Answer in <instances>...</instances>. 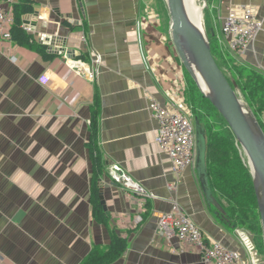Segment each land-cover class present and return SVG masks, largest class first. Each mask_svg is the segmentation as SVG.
I'll return each instance as SVG.
<instances>
[{
    "label": "crops",
    "instance_id": "0c3cea01",
    "mask_svg": "<svg viewBox=\"0 0 264 264\" xmlns=\"http://www.w3.org/2000/svg\"><path fill=\"white\" fill-rule=\"evenodd\" d=\"M32 1L42 34H33L36 41L67 38L78 53L46 61L0 36V264H82L114 235L127 248L110 264H206L197 248L158 233L160 216L175 200L208 240L239 251L249 264L237 232L222 225L207 202L196 160L177 190L169 188L175 178L156 144L159 124L150 111L152 99L187 109L169 12L154 11L155 0ZM239 5L264 23V0H219L212 6L215 34L226 47L223 20ZM236 58L264 73V30ZM74 61L85 63V72L79 74ZM95 103L106 225L95 220L92 203ZM114 165L147 197L116 183L109 174Z\"/></svg>",
    "mask_w": 264,
    "mask_h": 264
},
{
    "label": "trees",
    "instance_id": "16d2710c",
    "mask_svg": "<svg viewBox=\"0 0 264 264\" xmlns=\"http://www.w3.org/2000/svg\"><path fill=\"white\" fill-rule=\"evenodd\" d=\"M207 1L206 31L211 43L212 54L224 75L239 92L247 106L252 110L264 130V73L242 64L236 54L226 47L215 34L214 12ZM32 0H18L13 7L14 23L11 27L12 41L37 52L46 61L56 58L48 53L47 47L40 45L33 35L23 29V17L34 10ZM68 25V24H67ZM69 26H71L69 24ZM86 61V60H85ZM185 104L194 122L199 123L206 139V172L212 195L221 206L215 205L220 223L233 232L240 229L248 233L257 254L264 258V238L253 177L246 164L244 152L237 142L227 122L207 99L191 75L185 69ZM98 104H94L91 122L89 153L93 164L92 203L95 220L108 223V217L100 201L98 181L104 173V162L98 146ZM127 248L125 239L114 235L111 244L96 248L82 264H110L120 258Z\"/></svg>",
    "mask_w": 264,
    "mask_h": 264
},
{
    "label": "built area",
    "instance_id": "2783aa9c",
    "mask_svg": "<svg viewBox=\"0 0 264 264\" xmlns=\"http://www.w3.org/2000/svg\"><path fill=\"white\" fill-rule=\"evenodd\" d=\"M17 2L18 0H0V36L5 40H12L13 7ZM263 30V21L246 5L230 9L221 28L222 35L228 39V49L237 56L244 54ZM74 65L79 74L85 72V63L74 61ZM87 74L90 79H94L93 72L88 70ZM187 109L166 108L153 99L150 103L152 116L159 124L156 144L171 162L175 178L174 183L169 185L172 191L177 190L184 172L194 166L196 160V126L190 110ZM109 174L116 183L147 197L139 184L119 165L112 166ZM236 232L240 243L249 252V264H260L252 238L241 230ZM158 233L166 239L175 237L181 243L197 248L206 264H247L239 251L228 249L220 242L208 240L203 230L187 215L177 200L172 202L171 211L160 216Z\"/></svg>",
    "mask_w": 264,
    "mask_h": 264
},
{
    "label": "water",
    "instance_id": "95a60500",
    "mask_svg": "<svg viewBox=\"0 0 264 264\" xmlns=\"http://www.w3.org/2000/svg\"><path fill=\"white\" fill-rule=\"evenodd\" d=\"M171 19V37L178 56L193 80L198 85L203 95L210 100L227 122L248 159L250 172L253 177L261 224L264 238V130L247 106L239 92H237L223 71L217 64L211 49L204 23V7H202L203 22L199 25L190 14L185 0H165ZM206 0H204L205 3ZM38 8L35 13L23 17V27L31 35L36 33ZM46 24L44 25V27ZM56 38L41 40V44L48 46L50 54H65L72 56L78 53L73 48H68V39L61 38L56 43ZM204 82V90L199 78ZM196 169L199 180L209 204L221 210L220 204L212 195L206 172V139L199 123L196 121ZM102 203L104 197L101 195Z\"/></svg>",
    "mask_w": 264,
    "mask_h": 264
},
{
    "label": "rangeland",
    "instance_id": "374dc122",
    "mask_svg": "<svg viewBox=\"0 0 264 264\" xmlns=\"http://www.w3.org/2000/svg\"><path fill=\"white\" fill-rule=\"evenodd\" d=\"M218 1L219 0H209V4H210V10L212 11L213 10V4H217L218 3ZM195 2V4H197L198 5V10L200 11V9H201V7H204L205 6V8H204V23H205V27H206V14H205V10H206V8H207V1H205V3H204V0H195L194 1ZM153 9H155L154 11H156V12H166V11H168V9H167V4H166V1L165 0H155V2H154V4H153ZM167 9V10H166ZM214 11V10H213ZM213 11H212V13H213ZM202 130V129H201ZM203 131V130H202ZM203 133V132H202ZM203 135H204V133H203ZM204 137H205V135H204ZM244 156H245V154H244ZM244 158H246L245 160V162H246V164L249 166V163H248V159H247V157L245 156ZM250 168V167H249ZM236 230H240L239 228L238 229H236ZM244 232V231H243ZM246 233V232H245ZM246 234H248V233H246ZM249 235V234H248ZM250 236V235H249ZM251 237V236H250ZM245 251H246V253H248V255H249V252H248V250H246L245 249ZM256 254V256L258 257V262L260 263V264H264V258H262L260 255H258L257 254V252L255 253Z\"/></svg>",
    "mask_w": 264,
    "mask_h": 264
},
{
    "label": "bare ground",
    "instance_id": "6f19581e",
    "mask_svg": "<svg viewBox=\"0 0 264 264\" xmlns=\"http://www.w3.org/2000/svg\"><path fill=\"white\" fill-rule=\"evenodd\" d=\"M194 1H195V0H185L186 5H187V7H188V10H189L190 14H192V16L194 17L195 21H196L199 25H201L202 22H203L202 7H201V9H200V11H199V10H198V5L195 4ZM198 78H199V82H200L202 88H203L204 90H206V87H205V85H204L203 80L201 79V77H198Z\"/></svg>",
    "mask_w": 264,
    "mask_h": 264
}]
</instances>
